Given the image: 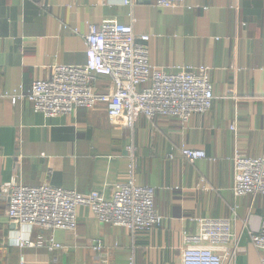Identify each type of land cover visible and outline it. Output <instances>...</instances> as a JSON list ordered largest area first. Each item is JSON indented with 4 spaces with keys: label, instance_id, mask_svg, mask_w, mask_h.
I'll return each mask as SVG.
<instances>
[{
    "label": "crops",
    "instance_id": "0c3cea01",
    "mask_svg": "<svg viewBox=\"0 0 264 264\" xmlns=\"http://www.w3.org/2000/svg\"><path fill=\"white\" fill-rule=\"evenodd\" d=\"M126 1L0 0V186L48 180L109 198L113 185L129 181L132 166L137 185L155 188L154 208L165 220L132 234L79 207L73 232H52L10 222L0 200V264H20L21 256L24 264H181L182 235L197 231L192 218H233L244 250L235 264H261L249 233L264 221V195H233L231 158L235 151L264 154V0H185L186 8L174 10L156 9L155 0ZM101 24L131 25L136 36H148L153 66H209L210 110L186 124L140 116L131 130L110 125L102 105L54 118L33 112L24 97L32 83L55 66H83L84 37ZM94 88L106 94L112 83L97 75ZM183 146L205 158L188 163ZM50 236L60 251L44 245ZM17 239L37 246L19 248Z\"/></svg>",
    "mask_w": 264,
    "mask_h": 264
},
{
    "label": "built area",
    "instance_id": "2783aa9c",
    "mask_svg": "<svg viewBox=\"0 0 264 264\" xmlns=\"http://www.w3.org/2000/svg\"><path fill=\"white\" fill-rule=\"evenodd\" d=\"M124 5L129 1L123 0ZM158 10L186 8L185 0H155ZM148 36H136L131 25L91 26L84 37L83 66H55L46 80H36L24 96L33 112L54 118L74 114L79 109L102 105L110 125L131 130L140 116L175 119L186 124L193 115H205L212 106L211 68L205 65H179L168 70L149 61ZM109 78L112 89L95 92V76ZM11 102L15 104L16 99ZM236 131L235 123L230 126ZM130 150V149H129ZM188 163L204 159L201 150L180 149ZM172 158L171 156L169 157ZM235 197L264 195V154L248 158L234 152L232 158ZM50 175V173H48ZM155 188L135 183L132 166L126 183L112 186L111 195H81L73 190L52 186L48 180L30 187L10 182L0 186V200L6 203L7 219L18 226L39 227L48 231L73 232L77 227V209L86 207L99 224L127 229L132 234L149 233L165 219L154 208ZM253 217L247 216L246 222ZM197 222L194 234L182 235L181 264H235L244 250L232 233L233 218H192ZM249 241L262 254L264 264V221L251 227ZM44 245L60 251L53 236ZM19 248L37 244L17 239ZM20 264H24L23 256Z\"/></svg>",
    "mask_w": 264,
    "mask_h": 264
}]
</instances>
